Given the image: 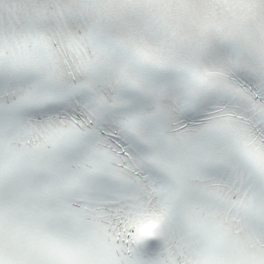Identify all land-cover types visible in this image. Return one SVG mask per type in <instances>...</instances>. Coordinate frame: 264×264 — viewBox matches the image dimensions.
<instances>
[{
	"label": "snow or ice",
	"instance_id": "snow-or-ice-1",
	"mask_svg": "<svg viewBox=\"0 0 264 264\" xmlns=\"http://www.w3.org/2000/svg\"><path fill=\"white\" fill-rule=\"evenodd\" d=\"M0 264H264V0H0Z\"/></svg>",
	"mask_w": 264,
	"mask_h": 264
}]
</instances>
